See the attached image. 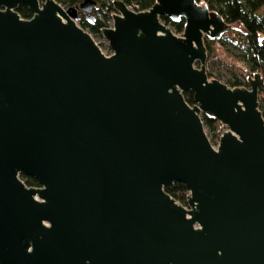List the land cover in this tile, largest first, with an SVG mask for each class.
<instances>
[{
    "label": "water",
    "instance_id": "water-1",
    "mask_svg": "<svg viewBox=\"0 0 264 264\" xmlns=\"http://www.w3.org/2000/svg\"><path fill=\"white\" fill-rule=\"evenodd\" d=\"M154 1L113 2L105 56L75 23L95 0H0V264H264L262 75L209 79L205 40L230 26ZM202 115L227 128L216 147Z\"/></svg>",
    "mask_w": 264,
    "mask_h": 264
},
{
    "label": "trees",
    "instance_id": "trees-1",
    "mask_svg": "<svg viewBox=\"0 0 264 264\" xmlns=\"http://www.w3.org/2000/svg\"><path fill=\"white\" fill-rule=\"evenodd\" d=\"M61 6L68 8L80 4L83 0H55ZM98 6H103L106 11L104 20L95 19L94 22L89 23L84 16L81 17V28L87 30L94 36H100L104 28H109L112 15L115 13L113 2L120 1L123 4L131 5L137 4L141 11L149 10L154 0H95ZM200 5L207 6L211 13L221 16L227 25L230 26V33L224 35L220 40V47L216 46V42L205 40L207 54L209 59L212 56H218L217 51L226 44L234 45L241 50V62L247 67L246 72H241L244 81L235 79L227 86L231 88L247 87V77L253 76L255 73L264 71V12L258 15V12L264 8V0H197ZM22 19L28 20L32 18L31 11L24 5H20L17 10ZM161 21L169 26L176 34H181L184 31V20H179L174 23L167 17H162ZM235 34V37L232 36ZM237 36V38H236ZM237 39V40H236ZM238 41V42H237ZM213 50L211 53L210 50ZM223 49V48H222ZM211 54V55H210ZM219 57V56H218ZM216 62V61H212ZM211 63V62H210ZM209 63V64H210ZM208 64V65H209ZM209 79H216L208 72ZM262 83L259 87L260 97V111L264 118V76L262 75ZM184 98L190 105H194L191 93H185ZM202 121L208 133L213 138V142H217L219 137L223 134V126L214 118L202 115ZM22 180L28 187H38L36 180L30 177H22ZM165 191L174 198L178 203L187 206L188 192L182 183H174Z\"/></svg>",
    "mask_w": 264,
    "mask_h": 264
},
{
    "label": "rangeland",
    "instance_id": "rangeland-1",
    "mask_svg": "<svg viewBox=\"0 0 264 264\" xmlns=\"http://www.w3.org/2000/svg\"><path fill=\"white\" fill-rule=\"evenodd\" d=\"M263 12L264 8L258 12V15H261ZM222 48L217 51L219 57L217 58L216 62H211L209 65H206L207 73H211L214 77H216L219 81L226 85L233 82L236 78L244 81L240 73L246 72L245 68L247 66L241 62V50L231 44H226L224 47L222 46ZM210 52H213L212 48ZM262 75L264 76V71L262 72ZM260 97L261 95L259 96V99ZM226 130L227 128H223V132H225ZM205 132L212 146L216 147L218 144V140L214 143L213 138L208 133L206 128Z\"/></svg>",
    "mask_w": 264,
    "mask_h": 264
},
{
    "label": "built area",
    "instance_id": "built-area-1",
    "mask_svg": "<svg viewBox=\"0 0 264 264\" xmlns=\"http://www.w3.org/2000/svg\"><path fill=\"white\" fill-rule=\"evenodd\" d=\"M63 7V6H62ZM129 10L133 11V12H142L140 9H139V6L135 3L131 4V5H127L126 6ZM65 8V7H64ZM116 13V12H115ZM93 14L95 16V19H98L100 21H103L104 20V15L106 14V11L105 9L103 8V6H96V8H94L93 10ZM83 16V15H82ZM75 23L76 25L81 28V18L79 20H75ZM162 24H164L162 22ZM165 25V24H164ZM112 26V18H111V22H110V26ZM167 26V25H166ZM82 29V28H81ZM84 30V29H83ZM85 32H87L91 38L94 40L95 44L100 48V51L102 52V54H104L105 56H110L112 54L110 48H109V45H108V42L107 40L102 36V33L100 36H94L92 34H90L87 30H84ZM181 34H178L177 36H181ZM233 37H235V34H232ZM216 42V46L217 47H220V44H219V41H214ZM218 58V56L214 55L212 56L211 59H209L208 57V60L206 62V65H208L210 62L212 61H216Z\"/></svg>",
    "mask_w": 264,
    "mask_h": 264
},
{
    "label": "flooded vegetation",
    "instance_id": "flooded-vegetation-1",
    "mask_svg": "<svg viewBox=\"0 0 264 264\" xmlns=\"http://www.w3.org/2000/svg\"><path fill=\"white\" fill-rule=\"evenodd\" d=\"M82 17V16H81Z\"/></svg>",
    "mask_w": 264,
    "mask_h": 264
}]
</instances>
